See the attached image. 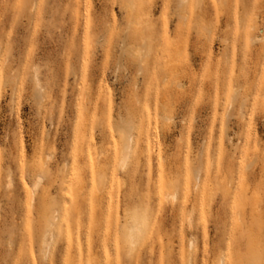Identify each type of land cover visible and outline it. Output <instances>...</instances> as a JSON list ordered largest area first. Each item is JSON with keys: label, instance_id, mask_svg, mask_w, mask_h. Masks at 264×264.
<instances>
[{"label": "rangeland", "instance_id": "1", "mask_svg": "<svg viewBox=\"0 0 264 264\" xmlns=\"http://www.w3.org/2000/svg\"><path fill=\"white\" fill-rule=\"evenodd\" d=\"M0 264H264V0H0Z\"/></svg>", "mask_w": 264, "mask_h": 264}, {"label": "bare ground", "instance_id": "2", "mask_svg": "<svg viewBox=\"0 0 264 264\" xmlns=\"http://www.w3.org/2000/svg\"><path fill=\"white\" fill-rule=\"evenodd\" d=\"M140 230H141V228L138 227L137 225H131L130 226V230H129L130 238H129V240H130V242L132 244H135L136 239L138 238V234H139Z\"/></svg>", "mask_w": 264, "mask_h": 264}]
</instances>
